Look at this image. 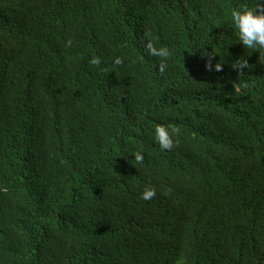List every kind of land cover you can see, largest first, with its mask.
I'll list each match as a JSON object with an SVG mask.
<instances>
[{
    "label": "trees",
    "instance_id": "1",
    "mask_svg": "<svg viewBox=\"0 0 264 264\" xmlns=\"http://www.w3.org/2000/svg\"><path fill=\"white\" fill-rule=\"evenodd\" d=\"M253 3L0 0V264H264V53L231 21Z\"/></svg>",
    "mask_w": 264,
    "mask_h": 264
},
{
    "label": "clouds",
    "instance_id": "2",
    "mask_svg": "<svg viewBox=\"0 0 264 264\" xmlns=\"http://www.w3.org/2000/svg\"><path fill=\"white\" fill-rule=\"evenodd\" d=\"M231 21L236 31V41L240 42L249 52L257 51L264 53V0H254L251 6L234 8L231 11ZM73 41L71 39L66 41V46L71 47ZM144 51L147 55L160 58L161 62L158 66V71L164 73L167 68V58L170 57L171 52L167 46L157 47L154 38L150 34H145L142 41ZM91 65L100 66L104 63L100 56L93 55L89 61ZM124 63L120 56H116L112 64L119 66ZM211 69L212 64L209 62L206 65ZM234 68H238L240 73H244V69L249 67L248 61L240 58L233 62ZM215 69L220 70L221 64L216 63ZM250 84L245 82L243 87L247 88ZM180 129L178 127L169 128L165 124H159L153 129L154 141L158 143L161 149L171 150L178 143L174 140V136L178 137ZM134 159L138 165L142 166L144 162V154L140 151L134 153ZM156 196L155 187H146L141 193V198L144 200H151Z\"/></svg>",
    "mask_w": 264,
    "mask_h": 264
}]
</instances>
